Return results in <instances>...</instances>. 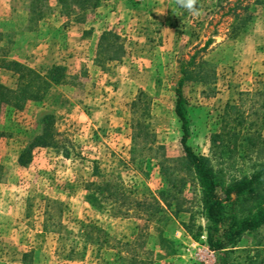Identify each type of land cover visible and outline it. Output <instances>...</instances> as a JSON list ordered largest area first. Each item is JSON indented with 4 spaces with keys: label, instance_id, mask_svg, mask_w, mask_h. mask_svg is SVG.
<instances>
[{
    "label": "rangeland",
    "instance_id": "obj_1",
    "mask_svg": "<svg viewBox=\"0 0 264 264\" xmlns=\"http://www.w3.org/2000/svg\"><path fill=\"white\" fill-rule=\"evenodd\" d=\"M33 2L0 0V85L17 89L26 68L61 66L67 78L42 100L0 109V264H200L193 247L207 246L208 222L198 182L176 161V89L185 69L195 153L226 179L250 176L264 162V0H194L193 11L180 0H37L31 12ZM226 121L240 133L227 161L211 144ZM162 162L186 187L177 216L171 200L151 218ZM232 260L264 264V228Z\"/></svg>",
    "mask_w": 264,
    "mask_h": 264
},
{
    "label": "trees",
    "instance_id": "obj_2",
    "mask_svg": "<svg viewBox=\"0 0 264 264\" xmlns=\"http://www.w3.org/2000/svg\"><path fill=\"white\" fill-rule=\"evenodd\" d=\"M36 2L37 0H34L32 3L31 12L37 10L38 5H35ZM58 2L63 9L71 7L72 3H76L78 6L81 5L82 8H95L99 0H58ZM39 18H41L40 14L38 15ZM107 37H110L109 33H105L102 40L107 39ZM108 47L112 46L108 43ZM121 56L122 52L108 59H119ZM182 75L183 77L176 89L177 103L175 111L182 123L183 156L176 161H179L181 166L195 177L201 189V203L208 222L206 243L217 255L216 264H235L232 260V254L243 237L247 233L258 232L264 228V162L250 176L243 175L238 178L226 179L225 172L222 169H216L213 165L211 156L195 153L188 144L190 127L182 92L183 85L190 79V76L185 69H182ZM64 78H67V76L65 75V68L61 66L51 67L47 76H42L26 68V74L20 75L21 82L17 89L0 85V109L5 106L19 108L25 102L42 100L52 84H60ZM197 78L202 83H206L204 77ZM231 124V121L224 122L220 132L211 137L213 151L216 150L214 151V157L217 159L222 158L225 161L232 159L238 148L240 133L236 134ZM43 138L38 137L36 139L40 143L39 145H47ZM242 139L252 142V138L248 136ZM259 142L264 144V139ZM217 149L220 150V153ZM30 152L31 150L28 148L26 150V160L29 159ZM160 165L164 179L156 189L157 197L153 198V202H149V204L142 201L136 202L138 205L146 204L147 209H153L152 206H154V211L152 210L149 213L151 218L155 217L157 212H164L165 209L172 208L171 200H176L177 208L172 211V215L177 216L181 212L180 197L177 194L182 195L186 187L184 178L179 179L178 176L169 173L170 169L167 164L165 165L162 162ZM1 176L0 166V179ZM96 189L100 194H104V189L107 190L108 187L103 185L97 186ZM246 203L249 206L246 207ZM84 235L91 238L90 233L86 232ZM166 236L164 231H161V243L166 242Z\"/></svg>",
    "mask_w": 264,
    "mask_h": 264
},
{
    "label": "built area",
    "instance_id": "obj_3",
    "mask_svg": "<svg viewBox=\"0 0 264 264\" xmlns=\"http://www.w3.org/2000/svg\"><path fill=\"white\" fill-rule=\"evenodd\" d=\"M195 244H192V246ZM196 250L197 260L200 264H216V253L212 251L208 245L206 246H199L197 244V247H193Z\"/></svg>",
    "mask_w": 264,
    "mask_h": 264
},
{
    "label": "clouds",
    "instance_id": "obj_4",
    "mask_svg": "<svg viewBox=\"0 0 264 264\" xmlns=\"http://www.w3.org/2000/svg\"><path fill=\"white\" fill-rule=\"evenodd\" d=\"M183 7L187 8L189 11H193L194 0H180Z\"/></svg>",
    "mask_w": 264,
    "mask_h": 264
},
{
    "label": "crops",
    "instance_id": "obj_5",
    "mask_svg": "<svg viewBox=\"0 0 264 264\" xmlns=\"http://www.w3.org/2000/svg\"><path fill=\"white\" fill-rule=\"evenodd\" d=\"M19 38L21 39V41H22V39L24 40L26 38V44H27V40L32 38V34H31V32H22V33H20V37ZM31 46L33 47L32 44H31ZM29 48H31V47H29Z\"/></svg>",
    "mask_w": 264,
    "mask_h": 264
}]
</instances>
